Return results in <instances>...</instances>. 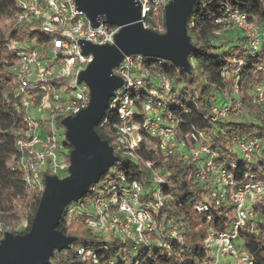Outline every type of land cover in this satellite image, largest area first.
<instances>
[{"label":"trees","instance_id":"obj_1","mask_svg":"<svg viewBox=\"0 0 264 264\" xmlns=\"http://www.w3.org/2000/svg\"><path fill=\"white\" fill-rule=\"evenodd\" d=\"M17 11L15 0H0V20H8L0 31V240L6 232H28L43 192L26 198L22 173L7 166L9 159L18 155L16 142L21 138L19 131L24 129V111L16 108L12 84L15 52L11 44L41 38L37 28L11 23ZM227 13L243 15L263 33L257 50L249 48L238 30L223 34L222 19ZM160 25V33H164L163 15ZM186 31L195 48L188 56L189 72L168 61L143 59L142 67L150 71V76L143 79L146 89L134 92L135 97L146 101L151 96L149 90H161L155 77L167 78L170 88L160 100L161 114H170L176 122L177 135L187 137L191 143L195 136L201 144L217 151L219 163L231 172L236 188L246 181H264V103L254 101L255 89L264 79V0H197L187 19ZM214 106L228 108L226 118L213 121ZM141 118L139 115L136 120ZM60 122L61 119L57 124L65 136ZM118 123L117 111L109 101L95 131L112 147L118 162L83 198L65 208L57 229L73 238V242L67 250L54 251L48 264H214L205 238L209 233L230 231L234 221V210L227 198L215 204L212 193L219 190L218 182L212 176L207 183H200L196 177L198 164L184 159L182 153L163 156L146 149V135L138 149L139 159L119 155L114 148ZM245 140H258L262 145L260 153L250 160L243 159L237 149V142ZM62 143L69 165L72 148L64 137ZM146 161L159 172L162 183L153 184L151 169L143 165ZM47 175L63 178L67 172L54 174L45 168L41 171L42 183ZM132 182L140 185L142 197L157 222V231L145 245L107 238L85 223L93 214L91 203L101 191L128 187ZM155 192L162 200L153 210L150 205ZM204 206L207 212L196 211V207ZM253 211L254 217L238 230L233 245L239 254H247L252 264H264V194L256 198ZM198 222L203 227L199 228ZM168 230H174L175 235L167 234Z\"/></svg>","mask_w":264,"mask_h":264},{"label":"built area","instance_id":"obj_2","mask_svg":"<svg viewBox=\"0 0 264 264\" xmlns=\"http://www.w3.org/2000/svg\"><path fill=\"white\" fill-rule=\"evenodd\" d=\"M18 11L11 20L13 25L25 24L37 28L41 38L15 41L11 44L15 56L12 60L14 97L16 108L24 111V129L19 131L18 155L7 162V166L19 170L23 175L26 198L32 193L44 190L41 171L49 169L54 174L66 173V149L62 143V129L57 121L73 117L88 107L90 90L79 81L80 75L93 61V55L84 54L82 43L94 46H111L119 28L100 22L94 26L86 14L77 8L76 0H15ZM170 0H138L140 15L145 29L159 32L160 19ZM8 22V20H6ZM152 22V23H151ZM224 28L232 27L245 37L249 48L257 50L263 33L248 23L243 15L227 13L222 19ZM228 30V29H224ZM149 57L133 55L124 57L113 75L122 81V87L109 99L117 111L119 123L115 126V151L137 160L138 149L144 138L146 149H153L161 155L182 153L199 166L196 177L200 183H207L213 176L219 190L212 196L218 205L224 198L234 210V221L230 231L209 233L205 244L212 249L214 264H252L247 254H239L233 242L238 230L254 217L256 198L264 194V181H246L235 187L231 172L218 161V152L201 144L195 136L194 143L177 135L176 122L170 114H161V99L169 91L167 78L156 76L161 90L151 89L146 101L140 102L137 93L144 91V78L150 71L142 67V60ZM156 59V58H154ZM160 61V59H157ZM164 61V60H162ZM147 91V90H146ZM134 92L136 93L134 95ZM156 97L158 100H154ZM108 101V102H109ZM255 103H264L263 83L255 89ZM228 108H211L213 121L226 118ZM142 115L141 120H136ZM258 140L237 142V149L245 160L260 153ZM143 165L150 168L149 162ZM151 169V168H150ZM153 184L162 183L158 171L151 169ZM151 207L156 210L162 198L152 194ZM92 216L85 223L107 238H117L135 245L147 244L157 231V222L142 197V189L136 182L128 187H115L101 191L91 203ZM197 212H207V207H196ZM167 234L174 236V230Z\"/></svg>","mask_w":264,"mask_h":264},{"label":"water","instance_id":"obj_3","mask_svg":"<svg viewBox=\"0 0 264 264\" xmlns=\"http://www.w3.org/2000/svg\"><path fill=\"white\" fill-rule=\"evenodd\" d=\"M196 1L170 0L164 8L165 32L159 34L143 27L138 0H76L77 8L94 26L102 22L119 30L111 46L82 43L83 53L93 55L92 63L79 77L90 90V101L86 109L60 122L65 141L72 148L67 176L44 177V190L28 232L3 234L0 264H48L54 251L70 248L73 238L57 229L65 208L83 198L118 162L112 147L95 131L109 99L122 87L113 69L124 57L140 55L168 61L189 72L188 56L195 48L186 22Z\"/></svg>","mask_w":264,"mask_h":264},{"label":"rangeland","instance_id":"obj_4","mask_svg":"<svg viewBox=\"0 0 264 264\" xmlns=\"http://www.w3.org/2000/svg\"><path fill=\"white\" fill-rule=\"evenodd\" d=\"M7 24H8V22L4 19H2V20H0V31H2L4 28H5V26H7ZM224 29H228V30H224L223 31V34L224 35H228V34H231L232 32H234L235 31V29H233L232 27H229V28H224ZM160 32H162V29H159V34H162V33H160ZM91 212V211H90ZM23 218H25V215L23 216ZM198 226H199V228H201V227H203L202 226V224H200V222H198ZM230 261H229V263L228 264H239V263H237L236 261H234V260H231V259H229ZM219 262H220V264H222V259H220L219 260Z\"/></svg>","mask_w":264,"mask_h":264}]
</instances>
